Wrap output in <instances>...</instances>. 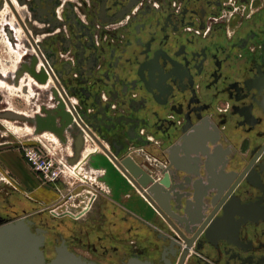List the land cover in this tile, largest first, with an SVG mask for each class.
Masks as SVG:
<instances>
[{
    "label": "flooded vegetation",
    "instance_id": "obj_1",
    "mask_svg": "<svg viewBox=\"0 0 264 264\" xmlns=\"http://www.w3.org/2000/svg\"><path fill=\"white\" fill-rule=\"evenodd\" d=\"M16 1L21 15L10 0L23 25L9 4L8 17H16L24 37L19 38L11 24L4 27L8 47L14 46L23 54L14 80L35 71L41 78V81L36 79L40 88L46 89L36 87L38 106L36 115L30 118L43 117L46 111L64 103L73 119L74 149L64 145V140L49 128L37 132L33 122L16 121L20 125H32L35 135L49 132L57 136L59 150L68 161L74 157V150L82 147V158L75 165L93 155L99 156L96 164L103 167L100 157L103 156L119 172L127 184L118 181L116 175L106 177L104 171L106 187L98 184L100 194L95 206L107 196L125 207L133 204L136 211L140 199L154 209L138 188L137 179L135 185L94 137L118 161L130 156L137 165L146 166L155 174L157 169L163 177L167 173L172 185L183 184L182 189H176L184 195L181 205L192 199L188 194L194 193V186L200 194L216 182L221 169L216 157L220 142L231 143L226 144L227 149L222 153V164L230 170L242 141L250 138L247 165L243 170L231 171L241 175L246 169L252 184L245 182L244 192L239 195L247 204L246 210H234L225 223L220 221L223 206L211 205L214 189L209 190L203 199L204 212H215L199 225V232L188 233L175 220H171L175 228L170 224L175 231H169L165 225L168 222L154 209L155 226L147 229L160 230L152 233L151 245L143 247L134 241L143 225L132 210L124 211V215L114 212V217L109 218L105 211V217L94 220L89 216L90 211L78 218L70 213L48 215V211L34 203L19 196L12 200V196L10 200H0V226L21 218L31 221L33 231L44 232L43 250L48 261L56 257L57 249L64 244L88 263L137 264L138 259L160 264L163 247L170 244L169 240L158 237L161 235L176 243L166 252L171 264H264V101L256 96L258 104L252 98L257 91L246 90L253 86L264 89V0ZM29 27H34L39 45ZM45 77L46 82H42ZM41 92L47 93L53 105L50 109L41 103ZM245 95L248 96L243 98ZM83 112L87 113L89 122L83 119ZM12 114L22 113L16 112L0 93L1 119L11 121L15 119ZM188 117L199 128L183 133ZM57 125L60 127L58 122ZM0 126L4 128V123L0 122ZM80 131L84 135L82 141H77ZM67 133L70 132L63 130L64 138ZM184 136L187 137L185 152L178 153ZM209 139L216 142L204 143ZM106 140L109 142L104 143ZM120 144L123 152L115 151ZM194 144L200 147L193 148ZM191 147L197 150V154L190 155H196L197 164L189 161L186 153ZM87 148L91 152L86 153ZM128 149V154L122 155ZM138 154L143 161L137 159ZM85 167L84 163L82 170ZM110 178L117 183V189L109 183ZM186 179L190 182L186 183ZM172 204L177 206L174 201ZM213 222L217 231L208 238L205 231Z\"/></svg>",
    "mask_w": 264,
    "mask_h": 264
},
{
    "label": "water",
    "instance_id": "obj_2",
    "mask_svg": "<svg viewBox=\"0 0 264 264\" xmlns=\"http://www.w3.org/2000/svg\"><path fill=\"white\" fill-rule=\"evenodd\" d=\"M6 2L12 7L10 0H0V9L4 8ZM45 6L48 7V2L45 3ZM12 10L15 12L18 19L22 23L14 7H12ZM46 12L47 10L45 11V13ZM24 29L27 32V28L25 26ZM28 35L30 37L32 44L37 48V45L33 37L29 34V32ZM44 65L48 70H50V66L47 62L46 63L44 62ZM29 73L32 77H34L38 81H41V78L39 77V75L36 74L35 71H29ZM45 79L46 77L42 80V82H46ZM251 89H255L257 91V94L252 95L253 100L259 104L260 102L256 97L259 96L262 98V102H263L264 89L258 86L246 88L247 91H251ZM54 96L57 98L56 93L54 94ZM247 96L248 95H245L243 98ZM82 115L84 120L88 122L90 121L86 112H83ZM11 117L19 120H27L29 122H33V124L36 126L37 132L49 128V130L53 132L55 135H57L61 140H64L63 130L66 129L68 132L72 134L71 129L72 126L74 125L72 116L69 114L63 102H60L59 105L56 107V109H54L53 111L50 112L46 111V116L43 117L38 116L37 119L24 117L17 114H12ZM58 121L60 127H58L57 125ZM100 123L103 124L104 122L100 121ZM198 128L199 127L193 125L192 121L188 117L187 124L185 127H183L182 131L183 133H186L188 130L196 131ZM83 135L84 132L80 131L78 137H76L77 141L78 140L82 141L81 138ZM94 139L102 147V149L111 158H113L114 162L126 174V176H128L130 179L133 180L135 185L137 179V184L141 188H147L148 199L155 206V208L159 210L167 218V219L164 218L165 221L168 222L169 224H172L174 228L175 225L173 224V222H171V220L172 221L175 220L179 224L184 225V227L186 228L185 230L188 233H192V231L199 230L198 227L200 224H202L204 220H208L214 215L215 211L211 214L210 213L206 214L204 212L203 199L207 195L208 191L211 189H214L213 191L214 196L212 198L211 205H213V207L217 205L223 206V217L220 218L221 223H225L226 219L232 216L234 210H242L243 212L246 210L245 208L247 204L243 203L239 195L242 192H244L243 188L245 182L252 184V182L249 180V175H247L248 171L245 169V171L241 175H239L235 171H230L229 173H227L225 170L226 164L225 165L222 164L223 156L216 155L217 159L220 161L219 166H221V170L217 177L216 182L212 185L205 187L200 194L197 193V190L194 186L193 187L194 193L192 195L188 194V196L189 197L191 196L192 199L186 202V205L183 210V214H179L176 211L182 212L181 201L184 195L176 191V189H182L184 187L183 184L172 185L170 176L167 173H165L164 177L160 181H155V179H153L147 172H145L143 169H141L139 165L136 164V162L132 159V157L125 156L123 159H121V161H118L112 156V154L105 148V146L100 141H98L95 137ZM183 139H184L183 145L177 148L178 153L180 151L185 152L184 149L187 144V137L184 136ZM205 141H211L212 143H215L216 141H218V138L215 142L211 139L204 140V143ZM195 146L199 148L200 144L199 145L194 144L192 147L195 148ZM192 147L186 153L189 156V161L197 164L198 158L197 157L192 158L190 156L192 153L197 154V150L192 149ZM74 153H75V157L72 159V162H76L82 158L83 155L82 147L74 150ZM120 156L121 155L118 153L117 157ZM101 164H103L102 166L105 168L106 177H111L112 175H116L117 180L120 179V181L124 182L123 177L120 178L119 172L114 171L112 169L113 167L109 164L108 161H106V159L103 156L101 157ZM173 165L177 167L175 164ZM262 170H263V166L261 167V171ZM111 180L112 179L110 178L109 183L114 184L115 189H117L118 186L117 183ZM243 180H244V183H242L243 185H240ZM189 182H190L189 179H186V183ZM124 183L125 185L127 184V182ZM172 201H174V203L177 204V206H175V210L172 208L171 205ZM143 206H145V204H143ZM148 210L149 211L151 210L150 207L147 208V211ZM243 214L244 213L241 214L239 213L240 216H242ZM145 217H147V214ZM147 226L151 228L149 224H147ZM154 230H155L154 232H158V230L160 229L157 228ZM216 231H217L216 224L213 222L211 226H209L206 229L205 232L207 237L209 238L213 233H216ZM158 237L162 238L164 241L166 240L170 241V244L168 246L165 245L163 247L162 263L160 264H171L170 260H168L166 257V252L174 248L176 243H174V241L168 239L167 237H162L161 235H159ZM44 245H45L44 232H41L40 230L33 231L32 222L26 218H21L0 226V264H93L86 262L81 257L70 252L67 249V247L64 246V244L62 245V247L57 249L56 257L53 258L51 261H48L44 254V250H43ZM136 263L152 264L150 261H141L138 259Z\"/></svg>",
    "mask_w": 264,
    "mask_h": 264
},
{
    "label": "rangeland",
    "instance_id": "obj_3",
    "mask_svg": "<svg viewBox=\"0 0 264 264\" xmlns=\"http://www.w3.org/2000/svg\"><path fill=\"white\" fill-rule=\"evenodd\" d=\"M10 12V6L7 5L0 9V68L2 72L6 71V74H3L10 78L7 80L0 75V79L6 80L8 82L6 83L12 88H0V93L5 96V99L10 102L11 107H14L16 112L19 114L22 113L21 115H26L27 117H33L36 115V109L38 106L35 105L38 99V91L36 90V87H39V89L44 91H46V89L40 88L41 86L37 84L38 82L36 79L29 74L23 75L25 76L23 78H17L14 80L15 75L17 76L16 72L20 67L19 63L21 60H19V55L21 54L22 56L23 54L14 46L11 48L8 47L4 27L7 24H11L19 38L24 37V35L20 31V29L22 30V26L18 23L17 19H15L14 16L13 19H9L8 15ZM19 14L21 15L22 13L19 12ZM31 31V34L34 32L36 34L34 28L32 30L30 29V32ZM29 79H32L34 82L31 89L29 86H26ZM41 103H44L45 107L52 104L45 92L42 93ZM219 110L221 111V108H219ZM4 121L5 120L0 117V122L4 123ZM10 122L20 127L25 125H20L18 121L12 119ZM4 126L6 127L3 128L0 126L2 128V131L0 130V200H10L12 199L10 198L12 196V200H17V196H19L34 203L39 209L48 211V215L53 209L61 206L63 210L69 209L75 211L79 209V207L83 205L82 202L84 199L82 197L73 199L72 194L74 192L76 194L81 192L83 188L82 186L86 185H83L81 180L75 178L70 172H67L66 174L65 169L59 164L58 160L53 157L51 151H55L63 156L62 152L59 150V146L55 145L51 149L47 145L48 148H46L45 145L37 139L38 135L34 137L24 133H13L12 130L6 131L9 129L5 123ZM225 144L230 145L231 143L226 140ZM251 144L252 139L250 138H246L242 141L232 169L243 170L245 168ZM64 149L65 148H63V150ZM30 150L39 154L42 160L50 162L53 165L54 170L59 172L60 176L56 181L47 178L43 172L39 171L35 165L30 163L26 156L27 151ZM158 150L162 151L161 148ZM129 151V149L126 150L122 155H127ZM142 158L141 154H138L137 159L143 161ZM32 200L36 202H33ZM104 202H106V206L109 208L108 218L110 216L114 217V212H118V214L120 213L121 215L125 214L121 206L114 204V202H112L107 196L104 197ZM31 209L32 208L29 207V212H31ZM166 227L171 232L175 231L169 223H166ZM149 232L155 234L153 231ZM149 232L146 233L148 236L142 238L135 235L134 241L136 242V245H147V239L150 235Z\"/></svg>",
    "mask_w": 264,
    "mask_h": 264
},
{
    "label": "bare ground",
    "instance_id": "obj_4",
    "mask_svg": "<svg viewBox=\"0 0 264 264\" xmlns=\"http://www.w3.org/2000/svg\"><path fill=\"white\" fill-rule=\"evenodd\" d=\"M14 4V6L17 8V10L21 12V7L19 6V4L17 3L16 0H11ZM69 1V0H68ZM71 2V0H70ZM71 4V3H70ZM7 6L8 3H6ZM5 5V6H6ZM63 10V9H62ZM82 16V15H81ZM14 18L16 19V17L14 16ZM60 22V21H59ZM34 28V27H33ZM32 27H29V30L33 29ZM109 28V27H108ZM115 28V27H114ZM20 31L22 32V30L20 29ZM32 33V31L30 32ZM33 37L35 38L36 42L38 43V45L40 44V41H39V38L36 37V34L35 32L32 34ZM20 54V53H19ZM22 56L21 54L19 55V60H21ZM4 74H6V71H3ZM4 74H1V76L4 78L6 75ZM7 81L4 80V79H0V88H9L11 89L12 87L6 83ZM33 80L32 79H29L28 80V83L26 86H29L30 89H31V86L33 85ZM38 84V83H37ZM39 85V84H38ZM41 86V85H40ZM23 88V87H22ZM12 120H17L16 118L15 119H12ZM4 123L7 125L8 129L9 130H12L13 133H24L26 135H30V136H36L35 133H34V127L33 126H30L28 124H25L23 127H20V126H16L14 125V123L10 122V120H6L4 121ZM6 127V126H4ZM33 127V128H32ZM1 130V129H0ZM2 131V130H1ZM2 133V132H1ZM5 133V131H4ZM7 133V132H6ZM38 135V134H37ZM37 139H39L43 145H45L46 148H48V146L52 149L55 145H59L60 143V140L58 139L57 136H55L53 133H44V134H41V135H38L37 136ZM48 145V146H47ZM62 145V144H61ZM52 154L59 160L61 161V163L65 166V168L67 169V172H70L75 178H78L81 180L82 183H85L86 186H84V191L82 193V197H84V199H86V202H85V205L84 206H81L79 209L75 210V211H72V210H63L61 208H56V209H53L52 212H54L55 215H60V214H64V213H70L71 215L73 216H76L77 218L79 216H82V215H87V213H89V211H92V209L94 208L95 206V199L98 197V195L100 194V189H98V184L101 185V187L105 188V184L106 183H102V181L100 182L99 181V178H102L101 176V171H105V168L104 167H96L94 168L92 166L91 170H87V169H84L82 170L83 168V164L85 163L86 165H90V162H92L91 158L95 157L93 155V157H89L88 159L82 161L81 163H78V164H74L75 162H72V161H68V159L64 158L62 155H60L59 153L55 152V151H51ZM86 153L88 152H91L90 151V148H87ZM89 155V154H88ZM90 159V160H89ZM157 160V159H156ZM160 164H162L164 167L165 165L160 162L159 160H157ZM140 165V164H139ZM140 167L142 169H144L149 175H151L155 180H158V179H162L163 175L160 171H158L157 169V176L155 173H153L152 170H149L148 168H146V166H143V165H140ZM95 172V174H94ZM129 187H132L129 186ZM138 188L140 189L141 192H143L144 196L148 197V193H147V188H141L139 185H138ZM75 195V192L73 193ZM128 195V194H126ZM129 196V195H128ZM143 204H145V206H143ZM171 205H172V208L175 209L174 205L172 204L171 202ZM137 206H138V210L136 211V209L133 208V204L129 205L128 208L131 209L132 211H134L135 213L138 214V218H136L143 226H146L148 229H151L152 228V225L155 226V223L153 222V219L154 217L156 216V211L154 209L155 206H154V209L147 203L145 202L143 199H140V201L137 203ZM150 207V211L148 210L147 211V208ZM184 207L185 205L182 204V213H183V210H184ZM209 206H207L206 209H208ZM157 210V209H156ZM162 216L163 218L167 219L159 210H157ZM178 212V211H177ZM179 213V212H178ZM147 214V217H145ZM85 215V216H86ZM147 224H149L151 226V228H149L147 226ZM45 254V252H44ZM46 256V254H45ZM47 259V257H46ZM48 260V259H47Z\"/></svg>",
    "mask_w": 264,
    "mask_h": 264
},
{
    "label": "crops",
    "instance_id": "obj_5",
    "mask_svg": "<svg viewBox=\"0 0 264 264\" xmlns=\"http://www.w3.org/2000/svg\"><path fill=\"white\" fill-rule=\"evenodd\" d=\"M53 105L52 104H50L49 106H47L46 108L47 109H50L51 107H52ZM45 116H46V114H44ZM125 122V121H124ZM58 123H59V121H58ZM125 123H128V122H125ZM145 133V130H142L141 131V134H144ZM126 139L127 138H125L124 139V144H126L127 143V141H126ZM75 142H76V139H75V137H73L72 136V134H70L69 135V133H67L66 135H65V138H64V145H71V147H72V149H74L73 148V145L75 144ZM109 141L108 140H106L104 143H108ZM218 142V141H217ZM211 147H212V145H211ZM216 147H221L220 148V152H218L216 155L217 156H223L222 155V153H224V151H225V149H227V145L223 142H220ZM125 150V149H124ZM115 151H119V152H123V148H122V145L120 144V145H117L116 146V148H115ZM82 154H83V150H82ZM193 157L192 158H196V155L194 154V155H192ZM198 157H199V155H197ZM225 156V155H224ZM74 157H75V155H74ZM74 157H70L71 158V160L70 161H72V159L74 158ZM100 157H102V156H100ZM203 158V157H202ZM97 159H99V156H95V157H93V158H91V160H92V162H90V165H86V169L87 170H91V168H92V166L94 167V168H96V167H100V166H97ZM200 159H201V156H200ZM221 170V169H220ZM225 170H226V172L227 173H229L232 169H230V170H227L226 168H225ZM104 172L103 171H101V176H104V174H103ZM220 173V172H219ZM219 173H218V175H219ZM94 174H95V172H94ZM100 181H102V183H107V182H105L104 181V178L102 177V178H100ZM125 197V196H124ZM104 200V199H103ZM124 201H126V203H127V198L124 200ZM113 202V201H112ZM114 204H117V205H120L121 206V208L124 210V211H131V209H129L128 208V206H127V204H126V206L127 207H125V206H123L122 204H119V203H114ZM108 206H106V202H104V201H98V203H97V206H95V208H94V211L92 210V211H90V214H89V216L91 217V219L92 220H94L95 218H97V217H100V216H104L105 217V211H106V214H108ZM106 216H108V215H106ZM139 226H140V224H139ZM143 228V229H142ZM146 231H148L149 232V230L147 229V227H143V226H141V230L139 231V233L137 234L138 235V237H145V236H148L146 233H148V232H146ZM150 233V235H149V238L147 239L148 240V243L151 245V243H152V238H151V236H152V233L151 232H149ZM146 246V245H145ZM143 247V246H142Z\"/></svg>",
    "mask_w": 264,
    "mask_h": 264
},
{
    "label": "built area",
    "instance_id": "obj_6",
    "mask_svg": "<svg viewBox=\"0 0 264 264\" xmlns=\"http://www.w3.org/2000/svg\"><path fill=\"white\" fill-rule=\"evenodd\" d=\"M85 139H86V143H87L88 140H87L86 134H85ZM26 156H27L28 160L30 161V163H32L33 165H35L36 168L39 171L43 172L46 175L47 178L51 179L52 181H56L59 178L60 174H59L58 171L54 170L53 165L50 162H48L47 160H42L41 156H39V154H37L35 151H33V150L27 151ZM53 157L55 159H57L54 155H53ZM58 162L65 169V173L67 174V169L65 168V166L61 163V161L58 160ZM82 184L83 185H86L85 183H82ZM82 187H81L82 188L81 192H79L77 194L75 193V195L72 194L73 195L72 196L73 199L74 198H78V197H82V193L84 191V186H82ZM82 198L84 199V197H82ZM85 202H86V199L83 200V202H82L83 205L82 206L85 205ZM58 208H61L62 209V206L61 207H58Z\"/></svg>",
    "mask_w": 264,
    "mask_h": 264
}]
</instances>
